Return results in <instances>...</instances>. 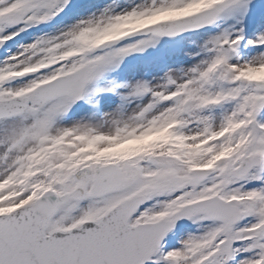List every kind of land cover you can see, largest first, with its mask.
Wrapping results in <instances>:
<instances>
[{"label":"snow or ice","instance_id":"obj_1","mask_svg":"<svg viewBox=\"0 0 264 264\" xmlns=\"http://www.w3.org/2000/svg\"><path fill=\"white\" fill-rule=\"evenodd\" d=\"M75 6L0 0V264H264V0L109 5L10 46ZM201 30L190 63L100 113L105 73Z\"/></svg>","mask_w":264,"mask_h":264},{"label":"rangeland","instance_id":"obj_2","mask_svg":"<svg viewBox=\"0 0 264 264\" xmlns=\"http://www.w3.org/2000/svg\"><path fill=\"white\" fill-rule=\"evenodd\" d=\"M79 1L80 4H83V7L79 8L78 10L77 8L71 11L66 10L64 13L60 14L49 23L50 29L47 32H55L56 30L79 19L81 16L90 15L96 12L98 9L102 10L109 5H111L115 11L118 12L142 2V0H98L97 3L90 4L87 7L84 2L89 0ZM232 23H234V21H228V24ZM245 23L248 22L246 21ZM224 26L226 25L221 22V27ZM236 27H239V25H236ZM247 28L248 25H246V32L250 36L254 31L258 30L254 28L253 30L249 29L248 31ZM215 30L216 29H211L210 31ZM121 32L124 33V29H122ZM203 33L204 32L178 39H162L159 40V42L154 47L148 48L143 52H133L132 54L125 57L119 67L105 73V75L101 77L100 80L95 83V85L92 86L95 88L110 87L113 89H122L116 91L113 95L110 93H100L94 97V99L99 101L100 113H103V111H110L120 103V94L128 91V89L119 87L120 85L132 84L141 79H147L156 82V78L162 77L166 70L190 63L188 53L197 50V44L201 42ZM89 34L95 33H87L85 35ZM32 38L33 37L25 39L23 42H29ZM124 42L128 43L130 41ZM12 48L15 50V47ZM248 54L251 53L249 52ZM131 106L134 107V103ZM89 111L90 107L87 104L84 105V110L80 112H78L76 106H74L71 115L79 118L81 115H85Z\"/></svg>","mask_w":264,"mask_h":264},{"label":"clouds","instance_id":"obj_3","mask_svg":"<svg viewBox=\"0 0 264 264\" xmlns=\"http://www.w3.org/2000/svg\"><path fill=\"white\" fill-rule=\"evenodd\" d=\"M142 22H143L142 20L137 19V18L127 19V20L123 21L121 24L116 25L115 27H113V28H111L105 32L97 33L94 36H92L91 38L86 36V37H84V39L86 42L101 43L104 40L114 38L116 35H118L121 32L122 29L138 26Z\"/></svg>","mask_w":264,"mask_h":264},{"label":"water","instance_id":"obj_4","mask_svg":"<svg viewBox=\"0 0 264 264\" xmlns=\"http://www.w3.org/2000/svg\"><path fill=\"white\" fill-rule=\"evenodd\" d=\"M188 33H191V32H185V33H182L180 35H185V34H188ZM140 35H144V34H138L137 36H140ZM137 36H135V37H137Z\"/></svg>","mask_w":264,"mask_h":264}]
</instances>
